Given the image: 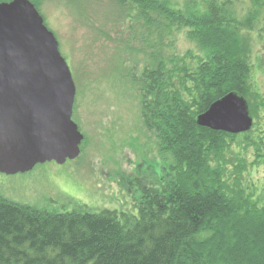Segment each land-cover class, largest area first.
<instances>
[{"label": "trees", "instance_id": "16d2710c", "mask_svg": "<svg viewBox=\"0 0 264 264\" xmlns=\"http://www.w3.org/2000/svg\"><path fill=\"white\" fill-rule=\"evenodd\" d=\"M60 1L81 24L97 8L92 32L122 45L108 71L123 93V53L139 57L144 117L174 176L143 189L126 211L51 212L0 195V264H264V178L248 181L246 170L247 150L264 166V94L253 82L250 36L259 24L264 37V0ZM136 30L141 42L131 47ZM180 39L191 45L182 54ZM232 91L247 101L248 131L197 124Z\"/></svg>", "mask_w": 264, "mask_h": 264}, {"label": "rangeland", "instance_id": "374dc122", "mask_svg": "<svg viewBox=\"0 0 264 264\" xmlns=\"http://www.w3.org/2000/svg\"><path fill=\"white\" fill-rule=\"evenodd\" d=\"M31 1L56 36L71 70L76 86L72 119L84 139L74 160L37 164L26 173H0V195L51 212L79 206L93 211H126L143 189L162 187L174 176L172 157L160 151L157 134L152 126L148 128L144 117L146 89L138 72L140 59L123 53V59L129 60L124 68L129 78L123 93L109 81L108 71L115 48L122 45L92 32L89 23L98 14L97 8H89L91 19L81 24L60 0ZM129 27L127 24L124 29ZM260 29L258 24L250 32L252 76L264 94V37L259 39ZM133 36L131 47H138L137 30ZM190 46L180 39L176 51L182 54ZM259 115L262 123L263 113ZM231 162L235 158L231 157ZM246 163L248 181H262L264 166L254 164L251 150H247Z\"/></svg>", "mask_w": 264, "mask_h": 264}, {"label": "water", "instance_id": "95a60500", "mask_svg": "<svg viewBox=\"0 0 264 264\" xmlns=\"http://www.w3.org/2000/svg\"><path fill=\"white\" fill-rule=\"evenodd\" d=\"M76 86L54 33L31 0L0 2V173L76 159L84 139L72 119ZM200 126L228 133L253 124L246 99L232 91L199 114Z\"/></svg>", "mask_w": 264, "mask_h": 264}]
</instances>
